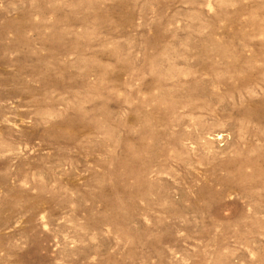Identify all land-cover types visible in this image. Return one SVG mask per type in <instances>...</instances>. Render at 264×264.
I'll use <instances>...</instances> for the list:
<instances>
[{"label":"rangeland","instance_id":"rangeland-1","mask_svg":"<svg viewBox=\"0 0 264 264\" xmlns=\"http://www.w3.org/2000/svg\"><path fill=\"white\" fill-rule=\"evenodd\" d=\"M0 264H264V0H0Z\"/></svg>","mask_w":264,"mask_h":264},{"label":"bare ground","instance_id":"bare-ground-1","mask_svg":"<svg viewBox=\"0 0 264 264\" xmlns=\"http://www.w3.org/2000/svg\"><path fill=\"white\" fill-rule=\"evenodd\" d=\"M179 72H180V71H179ZM170 74H172V73H170ZM180 75H181V74H180ZM184 75H185V74H184ZM160 76L162 77V75H160ZM170 76H171V75H170ZM161 77H160V78H161ZM166 77H167V76H166ZM186 77H188V76H186ZM186 77H185V79H187ZM193 77H194V76H193ZM172 78H173V82H174V77H172ZM180 78H181V77H179V79H180ZM188 78H189V77H188ZM203 78H204V77H203ZM206 78H207V77H206ZM206 78H205V79H206ZM165 79H166V78H165ZM167 79H168V77H167ZM170 79H171V78H169V80H170ZM189 79H191V76H190ZM189 79H188V80H189ZM207 79H208V78H207ZM161 80H162V79H161ZM175 80H176V79H175ZM180 81H181V80H180ZM186 81H187V80H186ZM207 81H208V80H207ZM210 82H211V81H210ZM213 83H214V82H213ZM161 85H162V83H161ZM167 85H168V84H167ZM219 85H220V84H219ZM219 85H218V86H219ZM221 85H222V84H221ZM170 89H171V88H170ZM177 90H178V89H177ZM179 94H180V92H179ZM227 97H228V96H227ZM182 98H183V97H182ZM189 100H190V99H189ZM192 101H193V100H192ZM192 101H191V102H192ZM188 102H189V101H188ZM220 102H221V101H220ZM199 104H200V103H199ZM220 104L222 105V103H220ZM177 105H178V104H177ZM187 105H188V104H187ZM194 105H195V104H194ZM223 105H224V104H223ZM246 105H247V104H246ZM178 106H179V105H178ZM191 106H192V103H191ZM251 106H252V105H251ZM162 108H163V107H162ZM209 108H210V107H209ZM209 108H208V109H209ZM242 108H243V107H242ZM184 109H185V108H184ZM203 109H204V107H203ZM185 110H186V109H185ZM212 110H213V109H212ZM243 110H244V109H243ZM225 111H226V110H225ZM168 112H169V111H167V113H168ZM180 112H181V111H180ZM180 112H179V114H180ZM197 112H198V111H197ZM199 112H200V110H199ZM233 112H234V111H233ZM162 113H163V111H162ZM202 113H203V112H202ZM212 113H213V111H212ZM218 113H219V112H218ZM262 113H263V112H262ZM179 114H178V115H179ZM214 114H215V113H214ZM260 114H261V113H260ZM217 115H218V114H217ZM245 115H246V114H245ZM164 116H165V115H164ZM183 116H184V115H183ZM192 116H193V115H192ZM211 116H212V115H211ZM214 116H215V115H214ZM258 116H259V115H258ZM156 117H157V116H156ZM160 117H161V116H160ZM188 117H190V116H188ZM200 117H201V116H200ZM200 117H198V118H200ZM247 117H248V116H247ZM158 118H159V117H158ZM164 118H165V117H164ZM170 118H171V117H170ZM174 118H176V116H175ZM177 118H178V116H177ZM186 118H187V117H186ZM201 118H202V117H201ZM154 120H155V119H154ZM163 120H164V119H163ZM177 120H178V119H177ZM159 121H160V119H159ZM179 121H180V120H179ZM180 122H181V121H180ZM180 122H179V123H180ZM195 122H197V121H195ZM157 123H159V122H157ZM207 123H208V122H207ZM195 124H196V123H195ZM211 124H212V123H211ZM199 125H200V124H199ZM199 125H198V126H199ZM202 125H203V124H202ZM203 126H204V125H203ZM174 128H175V127H174ZM196 128H197V127H196ZM213 128H214V127H213ZM215 128H216V127H215ZM218 128H219V127H218ZM249 128H250V126H249ZM178 129H179V128H178ZM204 130H205L204 127H202V128H198V132H199L200 134H202V133L204 132ZM246 130H247V129H246ZM174 131H175V130H174ZM198 132H197V134H198ZM213 132H214V131H213ZM165 133H166V132H165ZM205 133H206V131H205ZM217 134H218V133H217ZM221 134H222V133H221ZM173 135H174V134H173ZM177 135H178V134H177ZM208 135H210V134H208ZM175 136H176V135H175ZM218 136H219V134H218ZM212 137H213V136H212ZM246 137H247V136H246ZM246 137H245V138H246ZM200 138H201V137L199 136V139H200ZM206 138H208V137H206ZM213 138H214V137H213ZM168 139H169V138H168ZM208 139H209V138H208ZM161 140H163V138H162ZM164 140H165V139H164ZM201 140H202V139H201ZM203 140H205V139H203ZM206 140H207V139H206ZM206 140H205V141H206ZM212 140H213V139H212ZM212 140H211V141H212ZM223 140H224V139H223ZM246 141H247V140H246ZM199 142H200V141H199ZM207 142H208V141H207ZM222 142H223V141H222ZM143 143H144V142H143ZM167 143H168V142H167ZM167 143H166V144H167ZM169 143H170V141H169ZM172 143H173V142H172ZM201 143L203 144V142H201ZM224 143H226V142H224ZM206 144H207V143H206ZM209 144H210V143H208L207 145L210 146ZM211 144H212V143H211ZM213 144H215V143H213ZM213 144H212V145H213ZM203 145H205V143H204ZM203 145H201V146H203ZM204 147H205V146H204ZM204 147H203V150H205ZM170 148H171V147H170ZM205 148H206L207 150H210L208 147H205ZM238 148H239V147H238ZM149 149H150V148H149ZM262 150H263V149H262ZM219 151H220V149H219ZM214 152H215V150H214ZM128 153H129V152H128ZM211 153H212V152H211ZM211 153H210V154H211ZM218 153H219V152H218ZM255 153H256V152H255ZM225 154H226V153H225ZM252 154H253V153H252ZM126 155H127V154H126ZM162 155H163V154H162ZM216 155H217V154H216ZM141 156H142V155H141ZM223 156H224V155H223ZM206 157H207V156H206ZM208 157H209V156H208ZM225 157H227V156H225ZM220 158H221V157H220ZM222 158H223V157H222ZM199 159H200V158H199ZM202 159H203V158H202ZM225 159H226V158H225ZM225 159H224V160H225ZM133 160H134V159H133ZM153 160H154V159H153ZM170 160H171V159H170ZM232 160H233V159H231V161H232ZM247 160H248V159H247ZM242 161H243V160H242ZM259 161H260V160H259ZM158 162H159V161H158ZM201 162H202V161H201ZM215 162H216V161H215ZM213 164H214V163H213ZM233 164H234V163H233ZM210 167H211V166H210ZM229 167H230V166H229ZM199 169H200V168H199ZM217 169H218V168H217ZM201 171H202V169H201ZM214 172H216V170L213 171V173H214ZM247 172H248V171H247ZM201 173H202V172H201ZM234 175H235V174H234ZM156 178H157V177H156ZM213 178H215V177H213ZM184 181H185V180H184ZM208 181H209V180H208ZM256 182H257V181H256ZM149 183H150V182H149ZM217 183H218V182H217ZM203 184H204V183H203ZM206 185H207V183H206ZM195 186H196V185H195ZM198 186H199V185H198ZM219 186H220V185H219ZM250 186H251V185H250ZM228 187H229V185H228ZM232 187H233V186H232ZM242 187H243V186H242ZM212 188H213V187H212ZM219 188H220V187H219ZM247 188H248V187H247ZM195 189H196V188H195ZM226 189H227V188H226ZM232 189H233V188H232ZM236 189H237V188H236ZM236 189H235V190H236ZM191 190H192V189H191ZM218 191H219V190H218ZM199 192H200V191H199ZM248 192H249V191H248ZM237 193H238V192H237ZM230 194H231V193H230ZM234 194H235V193H234ZM195 195H196V194H195ZM202 195H203V194H202ZM245 195H246V193H245ZM217 196H218V195H217ZM190 198H191V197H190ZM196 198H197V197H196ZM196 198H195L194 200H196ZM205 199H206V198H205ZM189 200H190V199H189ZM203 200H204V199H203ZM212 203H214V202H212ZM212 207H213V206H212ZM211 210H212V209H211ZM209 212H210V211H209ZM82 261H83V260H82Z\"/></svg>","mask_w":264,"mask_h":264}]
</instances>
